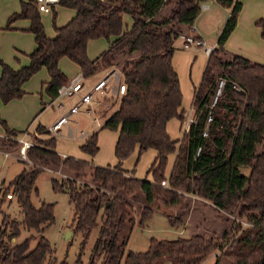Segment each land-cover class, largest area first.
I'll return each instance as SVG.
<instances>
[{"label":"trees","instance_id":"16d2710c","mask_svg":"<svg viewBox=\"0 0 264 264\" xmlns=\"http://www.w3.org/2000/svg\"><path fill=\"white\" fill-rule=\"evenodd\" d=\"M204 1L60 0L58 5L73 9L75 15L63 26H56L53 17L55 35L49 37L35 2L20 0V10L8 22L28 19L27 30L33 35L35 47L27 54L28 63L19 68L0 59L3 103L21 98L22 85L41 68L48 73L43 87L52 102L57 89L69 82L58 65L62 57L77 64L84 78L119 69L125 92L119 95L116 107L102 116L100 125L101 129L117 132L116 163L112 166L63 156L55 150L53 136L38 139L25 149L23 168L0 189V202L9 195L22 213L21 220L3 217L0 264H47L53 248L44 235L33 246V236L18 243L12 241L21 229L42 233L54 222V204L41 202L36 207L31 198L38 195L35 182L40 173L60 166L73 175L52 177L51 186L69 197L74 233L87 237L93 228L98 230L86 264H203L212 254V264H264V63L228 54L222 47L236 24L240 0H214L230 12L194 89L195 121L179 139H172L166 130L171 118H177L180 127L184 121L180 82L172 64L174 42L181 25L189 28L193 24ZM172 2L170 13L155 20L160 9ZM124 15L131 18L129 27L124 24ZM255 24L264 39V17ZM98 38L107 41V48L90 59L87 43ZM219 77L227 82L212 110V122L206 124ZM232 82L241 90L234 89ZM0 124L6 141L25 132L10 128L1 117ZM204 130L207 136L202 135ZM35 131L47 133L40 124ZM79 148L94 156L99 149L97 131H92ZM149 148L156 151L149 169L152 180L135 177L133 169L122 167L134 150L137 163ZM172 153L174 159L166 175ZM88 168L89 182L83 179ZM162 180L167 185H161ZM192 195L210 205L214 217L226 222L220 233H191L173 239L152 236L145 250L126 249L135 223L145 224L155 211L154 203L179 209L175 219L166 216L170 225L179 226L189 212L188 198Z\"/></svg>","mask_w":264,"mask_h":264},{"label":"rangeland","instance_id":"374dc122","mask_svg":"<svg viewBox=\"0 0 264 264\" xmlns=\"http://www.w3.org/2000/svg\"><path fill=\"white\" fill-rule=\"evenodd\" d=\"M166 6L170 9L174 4L172 2ZM18 10L19 0H0V59L13 67L20 65V61L25 56L24 54L18 55L17 49L29 52L35 45L31 32L21 28L9 29V25L13 24L20 27L24 26L26 23L25 19H16L8 22L13 12ZM63 16L64 14L59 12V16L54 19L55 24H60L62 19L65 18ZM40 17L46 33L48 35H53V13L40 12ZM126 17L129 16L126 15ZM183 30L185 33L190 32L185 25H183ZM206 39L211 42L214 40V35H207ZM176 41L180 44L178 39H176ZM207 44L210 45L208 42ZM88 45L87 53L94 57L104 50L108 43L104 38H98L90 40ZM194 49L195 47L182 49L178 52L176 58L177 71L176 69L175 71L178 74L182 92L181 108H184L187 115L192 114L194 89L200 81L205 62L204 60L205 57L207 58V55L204 54L202 48L196 50L197 52L195 54H197V57L194 58L192 54ZM59 63L69 80L79 74L77 64L67 57H62ZM107 71L108 69L95 73V75L89 77L88 80H84V85H87L88 88L95 82L97 77L103 76ZM46 79L47 72L45 68H41L33 74L26 82V97L18 98L22 99L20 104L27 105L31 98H36L37 100L40 98L43 102H47L48 96L44 91L42 82ZM119 81H122L121 78H119ZM110 86H112V89L114 90V81H110ZM93 97L95 103H92L91 108H93L96 116L92 113L81 110L78 114L72 115L70 121L64 124L59 129L58 133L49 131L48 129L46 130L47 133H39L33 129L38 122L52 123L54 116L58 112H65L68 109V106L74 102V98H68L67 100L64 99L61 108H58L54 102L52 103V107L48 106L40 117L37 116L32 119L31 116L27 121H25V118L23 119L17 112L18 106H7L5 110L10 118H13V122L18 126H23V128L28 125L29 128L27 130L25 129L24 133L6 141L7 136L5 135L4 128L0 124V189L3 190L8 185L9 181L21 171L24 166L22 160L27 161L26 155L23 156L20 153L21 143L18 140L20 137H24L25 140L33 143L37 142L38 139H48L53 136L57 139L54 148L60 154L83 159L93 165L112 166L115 164L116 157L114 155V146L117 132L109 129H101V124L99 122L102 121V119H99V117L102 118L103 115L107 116L116 107L119 95L111 94V92H109L108 94H97ZM75 117V121H72ZM187 117L188 116L184 115V120ZM174 120L177 121V119ZM88 128L97 131V145L99 149L94 156L82 152L79 148L80 143L77 139L81 131ZM170 132L173 139L181 138L184 133L183 125L180 129L178 126H174ZM259 148L260 145L258 146V150ZM155 152L156 151L153 148L147 149L140 155L137 163H135L137 152L134 150L130 156L124 160L123 167L127 170L133 169L135 177L152 180V175L149 169L155 157ZM174 155L175 153H172L168 157L167 165L165 167L166 175L171 169ZM85 173L87 174V177L83 179L84 181L89 182L90 169L88 168ZM68 175L73 174L63 166L56 169H45L40 173L35 182V185L38 188V195H33L31 200L36 207H38L41 202L53 203L54 222L44 228L42 233L34 230L28 231L21 229L19 236L12 241L18 243L28 236H33V240L31 241V246H33L36 239L41 234L44 235L53 248V254L49 257L47 264H86L89 261L91 250L97 237V228H93L87 237H83L80 232L74 233V228L71 226L73 211L68 195L65 192H56L52 189V177L61 178ZM8 197L9 195L6 196L4 201L0 202V229L2 227L1 223L4 215L15 220L22 219V213L15 198L12 197L11 199H8ZM188 199L190 202L189 212L184 214L182 224L179 226L170 225L166 218V216H170L173 219L178 217L180 215L179 209L165 206L157 202L154 203L153 207L155 211L152 213L151 217L145 221V224L139 226L135 223L129 234L126 249L136 251L145 250L148 246L149 239L152 236L158 239H173L179 236L187 237L191 233L210 235L213 232L220 233L224 229L226 222L220 218L214 217L215 210L210 205H204L203 202L194 195L190 196ZM213 261L214 254L210 255L203 264H212ZM163 264L170 263L165 261Z\"/></svg>","mask_w":264,"mask_h":264},{"label":"crops","instance_id":"0c3cea01","mask_svg":"<svg viewBox=\"0 0 264 264\" xmlns=\"http://www.w3.org/2000/svg\"><path fill=\"white\" fill-rule=\"evenodd\" d=\"M240 1H241V8H240L238 15H237L236 24H235L233 30L229 33V35L225 39L222 47H223L224 51L228 54H239L241 56L248 58L251 61L264 63V39L261 37L260 28L258 26H256V24H255V21L258 18L264 17V0H240ZM201 4H204L205 7L204 8L200 7V12L192 24V26L194 27L193 32L196 36H199L202 39H204L206 42L210 43L211 46H216L217 38L221 32V29H222L228 15H229L230 9L227 7L221 6L220 4H218L214 0H206V1L202 2ZM171 8L169 9V7L167 8V6L164 5L160 9L158 14L154 17V19L158 20L163 16H167L170 13ZM19 10H20V0H19ZM18 11H15V12H18ZM15 12H13V13H15ZM50 12H52L53 17H56V18L59 16V12L64 14V16H63V17H65V18H63L64 20L62 19L60 24H58V25L56 24V26H63L75 15V11L73 9L67 8V7H64L61 5L54 6L52 11H50ZM50 12H47V13H50ZM18 19H24V18H18ZM25 20H26V23L24 24V26L19 27V26H15L12 24V25H9V29L21 28L23 30H27V28L29 27V20L28 19H25ZM123 21H124V24L126 27H129L131 25V22H132L131 18L126 17V15L123 16ZM181 29H182L181 31H184L183 25H181ZM188 30H190V29L188 28ZM54 35H55V32L53 33V35H48V36L53 37ZM207 35H214V40L211 42L209 40H207L206 39ZM89 41L87 43V46H89L88 45ZM34 44H35V42H34ZM34 47H35V45H34ZM34 47H33V49H34ZM174 47H175V50H174L173 56H172V64H173L174 69H176V71H177V68H176L177 54H178V52H180V50H182L184 48H182L181 43L178 44L176 40L174 42ZM106 48H107V46H106ZM196 50H199V48L194 49V51L192 53L194 58L197 57V54H195L197 52ZM31 51H29V52H31ZM29 52H24L20 49H17L18 55L24 54L26 57L25 56L23 57V59L20 61L21 64L18 65L17 67H13L10 64L9 65L13 68H19L20 66L27 64L28 63L27 54ZM98 55L92 57L88 54V57L90 59H94ZM206 60H207V58L205 57V60H204L205 62H204L203 68L205 66ZM59 62H60V60H59ZM58 65H59V68L62 70L60 63H58ZM78 69H79V67H78ZM94 75L95 74H93L92 76H94ZM89 77H91V76H89ZM89 77L84 78V80H88ZM101 77L102 76L97 77L96 80L100 79ZM47 80H48V73H47V79L42 81V82H45ZM26 82L22 85V89L24 90V94H23L22 98L26 97V95H25L27 93ZM93 82H91V83H93ZM21 102H22V99H12L7 103H3L0 100V117L2 119H4L6 122H8L7 123L8 126L12 129H16V130H25L26 129L27 130L29 128V126L27 125L26 127L23 128V126H18L17 124H15L13 122L14 121L13 118H10V116L7 114V111L5 110V108H7V106H9V107L18 106L17 112L19 113V115L22 116L23 119L25 118V121H27L31 116H32V119L36 118L37 116L40 117L43 114V112L47 109L48 106L52 107V102L49 103V97H48V101L44 102L45 103L44 106H42L43 101L40 98H38V100L36 98H31L27 105H21L20 104ZM181 109H183L185 116H190V115L195 116V112H194L193 108L191 111L192 114H188V115L185 113L184 108H181ZM81 110L86 111L85 108H83ZM65 112H67V110ZM86 112L94 114L93 108H91V106L88 107V111H86ZM74 114H78V113H74ZM74 114L68 115V119H69L68 122L70 121V117ZM59 115H60V113L58 112L54 116L52 123L57 119V117ZM75 119H76V117L72 121H75ZM99 119H102V118L99 117ZM174 119H177V118H171L170 120H168V122L166 124V130H167L170 137H171L170 131L174 126H178V128L180 129L179 120L177 119V121H175ZM52 123L48 124V123L38 122L37 125L40 124V125L44 126L45 129L47 130ZM99 123L101 124L102 121H100ZM36 126H35V128H36ZM35 128L33 130H35ZM92 131H94V130H92V128H88L86 130L81 131L79 137H77L79 143L82 144L84 142L85 138ZM116 139H117V137H116ZM56 141H57V139H56ZM155 154H156V152H155ZM62 155L65 156L64 154H62ZM122 167H123V164H122Z\"/></svg>","mask_w":264,"mask_h":264},{"label":"built area","instance_id":"2783aa9c","mask_svg":"<svg viewBox=\"0 0 264 264\" xmlns=\"http://www.w3.org/2000/svg\"><path fill=\"white\" fill-rule=\"evenodd\" d=\"M37 6L39 12L47 13L52 11L54 6L58 5L60 0H33ZM201 7H205L204 4ZM188 33L180 31L177 39L181 43V47L188 49L189 47L202 48L205 55H209L214 46L208 45L207 42L199 36L194 34V27H189ZM121 73L119 69L113 68L108 70L100 79L91 84L88 88L84 85V77L79 72L77 76L69 80L68 83L61 85L57 89L56 97L52 100V103H56L58 108L62 107V101L68 98H75L67 109V112L60 113L57 119L49 126L48 130L58 133L59 129L66 123H68V115L78 113L81 109L85 108L88 111V107L94 102V97L97 94H111L121 95L125 92V84L119 81ZM110 81H114L115 88L112 89ZM227 80L225 77H219L216 80V86L210 99L208 106V113L206 117V124L212 122V110L217 104L218 99L223 93ZM232 87L236 90H241V87L237 83L232 82ZM195 121V117L188 116L183 122V130L187 131L190 123ZM203 136H207V131L202 132ZM21 143L20 153L25 156V149L32 145V142L25 140L24 137L18 139ZM200 147H197L196 154L199 153ZM161 185H167L166 180L161 181Z\"/></svg>","mask_w":264,"mask_h":264}]
</instances>
